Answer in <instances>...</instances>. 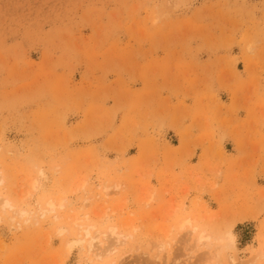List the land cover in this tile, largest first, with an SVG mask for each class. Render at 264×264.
<instances>
[{"label": "rangeland", "instance_id": "rangeland-1", "mask_svg": "<svg viewBox=\"0 0 264 264\" xmlns=\"http://www.w3.org/2000/svg\"><path fill=\"white\" fill-rule=\"evenodd\" d=\"M3 200L0 264H264V0H0Z\"/></svg>", "mask_w": 264, "mask_h": 264}, {"label": "bare ground", "instance_id": "bare-ground-1", "mask_svg": "<svg viewBox=\"0 0 264 264\" xmlns=\"http://www.w3.org/2000/svg\"><path fill=\"white\" fill-rule=\"evenodd\" d=\"M107 194V193H105ZM104 194V196H105ZM106 199V198H105ZM3 207V209H9V210H12L14 212V214H18L20 217L23 216V215H29V213H26V212H23V211H20V212H17L15 211L14 209V206L8 201V200H3L0 202ZM48 206V209L46 210V212H52L54 211V204L49 202L47 204ZM60 206V205H59ZM85 224V223H84ZM178 227L180 229H184V227L186 226H190L191 225V222L190 220H181L178 224ZM86 228V227H85ZM93 229V227H90V229ZM193 230L192 232L194 233V228L191 229ZM191 232V233H192ZM96 235L95 236H91L90 235V232L89 231H86L85 233V236L88 238V251L95 257L97 258L98 260L99 259H102V257L106 254H110V253H113L115 252V250L117 249V246H119L120 244H124L125 243V240H126V237H123V236H120L119 233H117L116 231V228L115 227H109L107 232L104 233V234H101L102 238H100V236H98L99 234L98 233H95ZM190 234V233H189ZM193 237V236H192ZM111 239V242L112 244L109 245L108 247L106 248H103V241L105 240H109ZM235 238H234V235L232 233H226L225 236H224V242H226V244L229 245V247H231L233 245V242H234ZM104 241V242H105ZM93 242H95V244H93ZM210 242V237L208 235H205L204 233H199V235L197 234V236H195L194 240H193V243L195 244V247L198 249L200 246H203L205 247L204 245H206V247L209 246V243ZM213 246V245H212ZM211 247V246H210ZM209 247V248H210ZM201 248V247H200ZM208 248V249H209ZM160 250H163V246H161L159 248ZM194 249V248H192ZM219 250V249H218ZM196 251V250H195ZM214 251V250H213ZM212 251V252H213ZM194 252V250H193ZM211 252V253H212ZM208 253V252H207ZM208 255V254H207ZM214 255V254H213ZM209 256V259H210V255ZM212 257V256H211ZM208 258V257H207ZM214 258V256H213ZM230 261V260H229ZM232 263H234L233 261H231Z\"/></svg>", "mask_w": 264, "mask_h": 264}]
</instances>
